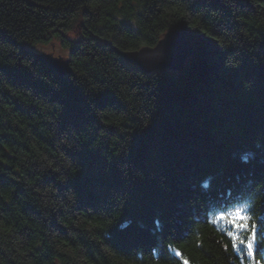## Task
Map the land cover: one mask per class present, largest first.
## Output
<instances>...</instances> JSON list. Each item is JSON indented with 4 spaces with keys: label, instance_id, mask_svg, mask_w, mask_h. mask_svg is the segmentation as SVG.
I'll list each match as a JSON object with an SVG mask.
<instances>
[{
    "label": "trees",
    "instance_id": "1",
    "mask_svg": "<svg viewBox=\"0 0 264 264\" xmlns=\"http://www.w3.org/2000/svg\"><path fill=\"white\" fill-rule=\"evenodd\" d=\"M172 29L180 73L119 55ZM244 205L261 260L264 0H0V264H253Z\"/></svg>",
    "mask_w": 264,
    "mask_h": 264
},
{
    "label": "water",
    "instance_id": "2",
    "mask_svg": "<svg viewBox=\"0 0 264 264\" xmlns=\"http://www.w3.org/2000/svg\"><path fill=\"white\" fill-rule=\"evenodd\" d=\"M195 44L181 31L173 30L165 34L154 48L144 47L131 52H119L128 63L145 73L156 70L182 72L186 60L195 54ZM51 71L62 76L71 73L70 61L51 55H35Z\"/></svg>",
    "mask_w": 264,
    "mask_h": 264
},
{
    "label": "snow or ice",
    "instance_id": "3",
    "mask_svg": "<svg viewBox=\"0 0 264 264\" xmlns=\"http://www.w3.org/2000/svg\"><path fill=\"white\" fill-rule=\"evenodd\" d=\"M249 207V205H244L235 208L233 211H222L218 218L220 220L227 219L236 232L247 233L246 239H239V242L237 243V235H235L233 231H228L227 235L232 241L231 248L234 251H239L238 245L243 246V249L246 250L247 258L252 261L253 264H261L260 260L255 259L258 246L257 237L260 233V229H258V225L252 219V216L246 212V209ZM261 242H264V237H262ZM176 255H180V253L177 252ZM261 259H264V257H261ZM184 264H188V261H184Z\"/></svg>",
    "mask_w": 264,
    "mask_h": 264
},
{
    "label": "rangeland",
    "instance_id": "4",
    "mask_svg": "<svg viewBox=\"0 0 264 264\" xmlns=\"http://www.w3.org/2000/svg\"><path fill=\"white\" fill-rule=\"evenodd\" d=\"M173 30H177V29H172L170 31H173ZM168 31V32H170ZM167 32V33H168ZM165 33V34H167ZM164 34V36H165ZM164 36L162 37V39L164 38ZM67 37H69V39H75L74 37V33H70L67 35ZM160 41V40H159ZM158 41V42H159ZM51 43H53V45H51ZM50 44H46V45H37L33 48V52L36 53V55H51L53 56L54 58H63L65 59V57H67L68 54H66V50H63L61 47H60V44L58 42V40H54L53 42H51ZM155 46L153 47H148V48H154ZM133 51H136V50H133ZM126 52H131V51H126ZM37 59V58H36ZM37 61L44 65L39 59H37ZM45 66V65H44ZM47 67V66H46ZM49 69V67H47ZM140 69V68H139ZM158 71V70H156ZM167 71H170V70H167ZM53 72V71H52ZM71 74V73H70ZM70 74H67V75H70ZM67 75H62V76H67Z\"/></svg>",
    "mask_w": 264,
    "mask_h": 264
},
{
    "label": "bare ground",
    "instance_id": "5",
    "mask_svg": "<svg viewBox=\"0 0 264 264\" xmlns=\"http://www.w3.org/2000/svg\"><path fill=\"white\" fill-rule=\"evenodd\" d=\"M155 46H156V45H155ZM142 48H144V47H142ZM140 49H141V48H140ZM137 50H139V49H137ZM66 54H69V53H68V50H66ZM69 55H70V54H69ZM67 56H68V55H67ZM189 58H190V57H189ZM65 59L70 61L69 57H65ZM182 71H183V70H182ZM57 75H58V74H57Z\"/></svg>",
    "mask_w": 264,
    "mask_h": 264
}]
</instances>
